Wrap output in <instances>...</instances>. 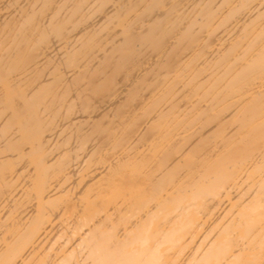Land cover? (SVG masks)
<instances>
[{
  "label": "bare ground",
  "instance_id": "6f19581e",
  "mask_svg": "<svg viewBox=\"0 0 264 264\" xmlns=\"http://www.w3.org/2000/svg\"><path fill=\"white\" fill-rule=\"evenodd\" d=\"M0 264H264V0H0Z\"/></svg>",
  "mask_w": 264,
  "mask_h": 264
}]
</instances>
